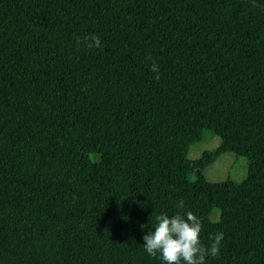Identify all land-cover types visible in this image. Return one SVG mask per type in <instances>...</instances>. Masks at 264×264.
<instances>
[{"label": "trees", "instance_id": "1", "mask_svg": "<svg viewBox=\"0 0 264 264\" xmlns=\"http://www.w3.org/2000/svg\"><path fill=\"white\" fill-rule=\"evenodd\" d=\"M178 211L224 233L206 264H264V0H0V264H162Z\"/></svg>", "mask_w": 264, "mask_h": 264}, {"label": "clouds", "instance_id": "2", "mask_svg": "<svg viewBox=\"0 0 264 264\" xmlns=\"http://www.w3.org/2000/svg\"><path fill=\"white\" fill-rule=\"evenodd\" d=\"M78 43L88 49L102 46L100 38L95 35L85 36ZM152 71L157 73L156 79H159L157 64L152 65ZM177 207L184 209L183 199L178 201ZM155 219L154 228L143 236V248L150 257H158L162 264H206V257L219 256L224 233L213 234L212 243L206 246L201 239L202 221L192 211H178L172 216L161 213ZM144 227L141 225V228Z\"/></svg>", "mask_w": 264, "mask_h": 264}, {"label": "rangeland", "instance_id": "3", "mask_svg": "<svg viewBox=\"0 0 264 264\" xmlns=\"http://www.w3.org/2000/svg\"><path fill=\"white\" fill-rule=\"evenodd\" d=\"M216 137H206L201 142L193 144L188 150L187 156L190 159H196L201 156L206 149H211L218 144ZM247 160L243 156H236L232 152L224 153L219 156L212 164L204 170V174L210 181H241L246 176ZM212 220H217L218 211L211 214Z\"/></svg>", "mask_w": 264, "mask_h": 264}]
</instances>
